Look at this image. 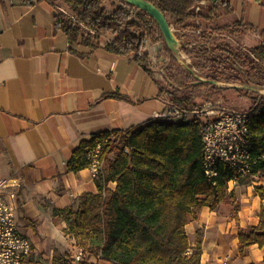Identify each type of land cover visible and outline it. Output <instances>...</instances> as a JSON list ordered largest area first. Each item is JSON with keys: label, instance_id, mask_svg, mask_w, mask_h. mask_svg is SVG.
Segmentation results:
<instances>
[{"label": "crops", "instance_id": "1", "mask_svg": "<svg viewBox=\"0 0 264 264\" xmlns=\"http://www.w3.org/2000/svg\"><path fill=\"white\" fill-rule=\"evenodd\" d=\"M223 3L227 9L219 7L208 26H235L241 45H264V0ZM61 10L71 14L61 0H0V178L17 186L16 222L31 245L25 264H64L77 254L56 211L78 210L82 196L98 188L87 168L67 170L73 150L97 133L143 126L168 100L150 68L105 48L113 35L70 43L54 25ZM145 53L152 61L148 45ZM255 185L264 177L229 180L231 198L189 216L185 231L189 248L200 243V264H264V245L238 250V233L258 224L264 206Z\"/></svg>", "mask_w": 264, "mask_h": 264}, {"label": "trees", "instance_id": "2", "mask_svg": "<svg viewBox=\"0 0 264 264\" xmlns=\"http://www.w3.org/2000/svg\"><path fill=\"white\" fill-rule=\"evenodd\" d=\"M61 1L72 16L59 11L54 25L70 43L98 44L100 37L111 34L114 38L105 48L131 56L146 69L149 56L145 53V42L150 21L154 22L148 14L135 8L137 13L131 18L123 5L134 7L121 0H118L121 5L110 13L103 6L106 0ZM146 1L179 26L194 17L189 9L192 2L207 1L213 9H227L223 0ZM214 29L223 31L224 27ZM212 36L211 31L200 36L204 63L210 61L235 70L236 75L229 79L234 82L246 83L243 79L249 71L251 76L264 80V45L241 50L228 42L215 41L208 46ZM211 78L219 81L217 77ZM110 131L116 134L117 141L104 152L105 174L95 181L98 192L85 193L76 211L68 208L56 211L65 215L66 234L89 259L107 264H200L199 242L191 254H186L189 242L185 226L194 209L215 210L226 198H231L226 187L234 172L219 165L217 176L207 178L200 124L196 120H150L135 129ZM108 132L81 141L66 164L67 170L77 172L87 168V150ZM249 143L251 154L257 159L255 168L264 177V104L256 105L250 112ZM125 147L129 148L128 153L123 152ZM108 183H115V188H108ZM254 194L263 200L264 185H255ZM237 237L240 255L251 245H264V206L258 224L240 231Z\"/></svg>", "mask_w": 264, "mask_h": 264}, {"label": "rangeland", "instance_id": "3", "mask_svg": "<svg viewBox=\"0 0 264 264\" xmlns=\"http://www.w3.org/2000/svg\"><path fill=\"white\" fill-rule=\"evenodd\" d=\"M115 5L119 6L121 3L118 0H106L103 4L107 13L113 10ZM197 6L198 12L193 13L194 17L198 14L199 26H190L189 18L179 26L167 16L175 38H183L182 44L178 42L176 53L166 46L155 21H150L145 48L148 45L153 50L154 57L152 61L146 62V67L150 68V73L160 84L167 99L185 107H202L208 104L248 111L258 104H264V80H259L255 75L251 76V71L243 79L246 83L234 82L229 79L232 78L231 75H236L235 70L222 68L210 61L204 63L203 50L199 48L200 36L207 31L214 32L208 46L215 41H224L234 49L248 48L237 41L235 26H224L223 31L215 30V26H208L213 23L218 9H213L207 1L192 2L189 9L194 11ZM123 7L130 13L131 18L135 17V8L127 5ZM262 65L264 66V62ZM247 67L248 65L245 68ZM211 77H217L219 81ZM72 257L64 264H85L89 261L87 256L79 262H75Z\"/></svg>", "mask_w": 264, "mask_h": 264}, {"label": "built area", "instance_id": "4", "mask_svg": "<svg viewBox=\"0 0 264 264\" xmlns=\"http://www.w3.org/2000/svg\"><path fill=\"white\" fill-rule=\"evenodd\" d=\"M198 10L197 6L193 12ZM61 12L72 16L65 10ZM250 112L208 104L202 107H184L167 100L166 108L153 113L151 120L198 121L202 141V162L207 178L211 180L216 177L218 166L224 165L234 172V177L230 180L247 178L253 182L263 177V174L256 170L257 159L251 154ZM116 141V134L109 131L105 138L87 150V169L94 181L103 179L104 152ZM128 151L127 147L123 149L124 153ZM108 185L109 183L107 184L109 188ZM16 188L17 186L11 184L8 179L0 178V264H25V259L31 253V245L21 235L16 222ZM193 251L194 249L189 248L186 254ZM83 257L82 250L78 248L77 254L72 258L79 262Z\"/></svg>", "mask_w": 264, "mask_h": 264}, {"label": "water", "instance_id": "5", "mask_svg": "<svg viewBox=\"0 0 264 264\" xmlns=\"http://www.w3.org/2000/svg\"><path fill=\"white\" fill-rule=\"evenodd\" d=\"M121 1L148 14L149 17L153 19L156 25L158 26L166 46L172 52L176 53V49L174 48V46H177L178 42H180V44L183 43V38L182 37H180L179 39L175 38L174 34L171 31L167 18L162 14V12L159 9H157L155 6H153L151 3H149L146 0H121Z\"/></svg>", "mask_w": 264, "mask_h": 264}, {"label": "bare ground", "instance_id": "6", "mask_svg": "<svg viewBox=\"0 0 264 264\" xmlns=\"http://www.w3.org/2000/svg\"><path fill=\"white\" fill-rule=\"evenodd\" d=\"M177 46H174V48L176 49Z\"/></svg>", "mask_w": 264, "mask_h": 264}]
</instances>
